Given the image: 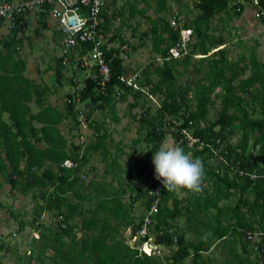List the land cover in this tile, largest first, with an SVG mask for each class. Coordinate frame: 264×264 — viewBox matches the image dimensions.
I'll use <instances>...</instances> for the list:
<instances>
[{
    "label": "crops",
    "instance_id": "0c3cea01",
    "mask_svg": "<svg viewBox=\"0 0 264 264\" xmlns=\"http://www.w3.org/2000/svg\"><path fill=\"white\" fill-rule=\"evenodd\" d=\"M7 1L18 2L20 0ZM197 2L198 0H167V6L164 7V0H123L121 3L120 0H107V4L104 7L106 15L103 14L102 23L105 20L107 22L101 28L107 39V49L114 48L120 51L121 45L126 43L132 45V55L129 59L123 60L125 67L123 74H131L141 69L139 71L141 72L139 80L141 91L150 93L149 91L153 87L155 88L158 82H161V78L166 77V74L163 73L171 72L176 83L174 87L176 92L179 94L188 93L189 98L195 104L198 103V100L204 99L200 95L206 93L209 96L210 94L212 100L207 102V116L199 120V125L201 126L217 121L220 117L222 95L225 93L222 83L230 78L229 70H226V67L222 69V67L224 68V65L227 64L232 65V63L238 67L239 75L233 85L236 86L238 97L242 100L240 106L241 110H244L243 116L247 115L248 119L239 120V122L230 126L223 133L228 137L225 147L227 145L229 148L231 147L230 153L227 151L225 155L230 167L222 163L225 169L222 172L221 164L220 172L224 175L227 171L231 177H234L237 164H235L236 160L233 151L239 155L248 156L251 161L257 162L259 167L264 166V122H262L264 121V22L254 16L251 6L245 4L242 12H238L235 7V0H230L228 6L218 12L208 23L204 24L199 31L194 25V21L201 13L200 8L196 6ZM246 8H249L250 13L244 16ZM147 9H152V13H148ZM186 11H190L194 15L185 16L184 12ZM174 17L180 18L183 27L193 29L192 39L187 46L186 53L180 58L171 57L169 50L166 57H163L161 53L153 51L152 38L149 33L157 22L166 19L171 23ZM216 18H219V21L215 23ZM235 19H240V22L244 21L242 24L246 26L241 25L239 28L233 26L231 22ZM141 20H144L146 26L140 32L141 34L132 32L135 40L131 43L126 39L127 30L133 29L132 31H137L142 27ZM258 22L262 25L257 24ZM20 28L21 30H12L6 22H0V63H2L0 66L3 67L6 59H11L14 63L23 61L25 64L24 76L31 80L34 85L49 88L43 91V89H33L31 87L28 92L30 100L23 101V104H27L31 109V113L26 118L28 119L30 115L35 116L34 119H31L33 130L31 129L25 136L32 143H35L39 150H45L46 157L41 162V168H38L39 164L37 163L27 169V157L23 156L20 161V169L25 171V173L21 172L20 175L11 173L10 165L7 168H0V195L11 200L10 203L4 204L12 215L18 217L15 216V213L17 215L21 213L22 208L17 209L18 213H14L11 207L15 206L14 201H18L22 195L24 197L30 196L34 202V210L30 215L25 210H22L23 215L19 214L18 225L11 226L10 221H7L10 230L5 232L4 229H0V264H39L37 257L39 245L47 247L45 250L47 261L44 264H52V259L57 260V263L59 262L60 264H72L74 261H68L63 256L66 250L69 249L70 236L59 237L57 234L58 225H56L58 224L57 221L60 220L62 223L61 227L66 226L63 214L67 213V209L64 208L60 212V210L49 206L39 219L37 217V209L40 205L46 206L48 199L47 193L44 197V195H39V191H49V198L54 192L53 185L50 184L46 188L40 186L39 182L50 183L48 178H55L56 173L58 174L60 171L59 164L62 154H70L76 142H78L82 125L81 123H76L75 119L67 111V99L74 91L71 78L77 77L78 80H83L88 74V69L84 65L73 61V66L71 63L64 64L65 66H63L60 74L62 76L58 79L57 73L60 71V59L63 57V49L60 54H57L61 46V35L50 10L29 11L25 15V22ZM173 28L179 30V37L170 48L176 45L180 38V28L174 26ZM247 30L255 31V34H250L252 36L248 34L249 39H245L242 36V33L247 34ZM163 36L167 37V34ZM46 43L47 48L45 47ZM203 46L207 48V54H204L205 52L201 50ZM142 47H150V53L146 59L140 54ZM165 47L166 43H162L161 48ZM82 52L79 49L71 54L77 57ZM166 63L170 64L171 69H167ZM149 65L150 67L147 69ZM212 65H217L220 68V73L224 74L225 78L221 80V84L211 91L213 75L216 74L212 70ZM162 67L164 70H161ZM242 67H244V71H242ZM1 73L6 75L5 67L1 69ZM45 75L48 76L49 80L46 81L44 79ZM247 79L258 80L246 90ZM1 83L0 89L4 95L5 84L3 80ZM14 85L13 98H9L8 102L10 104L13 103V105H19L20 101L18 100L16 103L15 100V97L19 96L18 92H16L18 84L14 83ZM117 90H121L123 93L122 88H117ZM197 94H199V97ZM140 95L141 97H137L138 101L136 94L131 90L123 99L116 98L110 104L94 108L93 114L95 115L96 126L101 132H97L90 126L87 129V133L90 131L88 133L89 140L93 139L92 141L96 143H94L96 149L90 152L89 162L82 170L84 174L81 173L84 181L82 191L85 197L84 199L83 197L77 198L76 196L78 195L75 194V191L74 196L76 198H74L70 190H66V193H63L62 196L64 198H74L73 204L77 206V211L70 220L73 226L70 234L76 235L77 241L80 243L77 251L81 255L82 260H85L78 261V264H86L88 261L87 258L83 257L87 252L89 253L86 247L92 249V247L87 245V239L97 235L98 237L103 236L101 227L103 226L102 223L105 222L106 213H91V209L97 208L98 202L107 196L98 195L95 186L101 189L98 191L104 192L106 189V191H111L112 193L119 188L121 189L122 184L126 185L127 181H131L132 185L145 192L153 182L151 176H138L136 180L133 173L135 162L142 160L150 149L145 141L139 140L141 128L138 118L147 107H150L152 112H155L157 109L154 106L157 104V98L163 97L162 94H158V96L150 94L156 99V102H154L153 98L150 99V95L148 97L144 93ZM111 103L114 104L112 105ZM44 106H49L47 108L49 112L45 111L44 117L39 118L38 115ZM126 107L129 109L128 115L131 117L132 124L134 123L136 126L137 135H134V132L131 131L129 120L123 124L125 119L122 115ZM0 110L3 112L0 121L11 124L16 132L15 134H17V125L11 122L9 112L4 111L2 100H0ZM86 118L89 120L88 116ZM224 121H226L225 117L221 119V122L224 123ZM246 126H250V128L245 130ZM219 128L217 127L216 129ZM128 134L131 135L129 138L131 142L125 139V136L128 138ZM169 135L173 138V145H179L174 137L171 134ZM19 136L20 138L23 137L22 134H19ZM37 138L40 141L36 142ZM166 138L163 143H165ZM247 139L248 141L246 142ZM128 143H131V145L129 146ZM138 143L145 145V153H140L137 150L135 145ZM129 147L132 149H129ZM197 147L202 149L201 145ZM133 153L136 155L132 156ZM2 156L3 164H5L6 156L5 154ZM132 159L135 160L130 164ZM207 163L215 168L217 172L219 164L213 163L211 154L208 156ZM0 167H3V165ZM44 172L47 175L45 178L42 177ZM130 173L134 175L133 179L129 176ZM82 175H85V177ZM33 176L39 182L36 183ZM11 178L16 179V185L10 180ZM142 180L146 181L147 185L145 187L137 183ZM148 181H150V185ZM237 182H240L239 187L227 188L226 183H222L219 179L212 177L211 172L206 175L201 192L191 193L184 190L176 193L178 208L182 212L178 213L172 219V222L179 235L184 236L187 243L208 239L215 226L211 216H217L220 210H227L228 215L224 218L223 223L229 225L231 229L223 236L214 238L209 246L205 244L202 247L200 250V264H236L235 258H243L242 262L245 264H258V262L262 261L261 234L259 233L253 239L246 240L245 234L247 232H245V228L253 230L252 227H254L256 231H261L264 228L261 211L263 208L249 211L248 205H244L242 202H244L245 198L248 201L250 199L253 200L254 194L241 196L243 182L241 180ZM30 185L31 189H28ZM77 191L81 193L80 190ZM126 197L124 201L127 200ZM1 200L0 198V205H4ZM141 203L143 204V202ZM170 204H172L171 201ZM14 208L17 207L15 206ZM134 210L135 208L131 212V218H126L124 221L131 220L134 222L135 217V224H137L145 216L148 208H146V212L140 219H137ZM124 215L125 212L120 214L118 219L111 220V222L114 225V233H119L120 236H118L126 244L130 241L128 229H133L134 224L123 225L118 231V225ZM37 219L41 220L42 224L37 232L32 234L30 230ZM182 219L186 222L184 229L180 224ZM249 225H252L251 228H249ZM44 227L49 230H45ZM14 232L17 233L16 236H13ZM188 233H190V237L187 236ZM83 236L87 238L84 245H82ZM108 246L110 247L111 245L108 244ZM171 250L174 251L172 247L163 248V254L159 256V259L167 262L166 258L171 255ZM190 252H193L192 248ZM191 255L186 258V263L184 262V264L190 262ZM139 256L144 258L145 255L140 254ZM139 264L144 263L141 261Z\"/></svg>",
    "mask_w": 264,
    "mask_h": 264
},
{
    "label": "trees",
    "instance_id": "16d2710c",
    "mask_svg": "<svg viewBox=\"0 0 264 264\" xmlns=\"http://www.w3.org/2000/svg\"><path fill=\"white\" fill-rule=\"evenodd\" d=\"M229 2L230 0H198L196 6L200 8L201 13L194 21V25H196V27L200 31L203 25L208 23L218 12L227 7ZM166 6L167 0H164V7ZM50 7L51 5H49V9L47 8L45 10L49 11ZM104 9L102 12V17L103 14L106 15ZM106 22L107 20L103 21V23H101V26L104 25V23ZM262 22H264V20H262ZM171 26L172 25L168 20L163 19L162 21L157 22L149 33L152 38L153 51L156 53H161L163 57H166L170 46L173 45L179 37V30L174 29L173 26ZM17 30H21V28H17ZM164 34H167V37H164ZM199 35L201 36V34ZM12 41L14 42V40ZM162 43H166L165 48H161ZM204 47L205 46L201 47V50L205 52L204 54H207V48ZM79 49L83 51L82 53L89 54L92 50V44L82 43L78 47V50ZM104 49L109 58L112 57L114 53H119V50L114 48L107 49V47L104 46ZM70 60L71 62L76 61L75 57L72 54H70ZM110 64L112 68V78L107 85V91L105 94H102L97 89V83L92 77H85L83 80H79L80 82L85 84L81 93L77 90H74L68 96L67 111L75 119V122L78 124L80 123L79 117L81 114L88 116L89 126L93 127L97 132L100 133L101 130L97 128L95 115L93 114V111L96 109V106L102 107L104 105H107L108 103L110 104V102L115 101L116 98L123 99L131 90L134 91V93L136 94V98L138 96L141 97L140 94L143 93L147 94L146 97H148V94H154L157 96L158 94H162L163 98H158L157 100H160L159 102L155 101L159 106L157 110L155 112H152L151 108L147 107L139 115L140 117L138 118L141 128V137L139 138V140L145 141L150 147V149L147 151V154L142 159V164L138 165V172L142 173L141 171L148 167L151 174L155 175L154 164L152 162L154 152L159 149L161 144L164 142V139L169 134L174 137L176 143L179 142L181 134L173 131V127L176 124L175 121H182V126H188V128L199 138L200 142L195 143L191 146L187 143V141L184 140L179 145L184 147L186 152H191L194 158H199L202 160V162L204 163L203 166L205 170V178L207 174L212 172V177L219 179V181L222 183H226L227 188L239 187L240 182L237 181L241 180L243 182V186L241 188V196H244L246 194H254L253 200L250 199L248 201L247 198H245L244 202L242 203L244 205H248L249 211H252L253 209L256 211L258 210V208H263L261 211L263 219L262 222H264V176L258 179H251L248 175L240 174L241 170L262 174L264 173V166L259 167L258 163H254L253 161H251L248 156H244V154L239 155L233 150L232 151L235 155L236 160L235 164H237V170L236 172H234V177H231L227 171L224 173V175H222L220 172L217 173L215 168L211 167L207 163L208 156L211 154L210 148L207 146V144H209L210 146H223L225 150L223 151V154L226 155L227 151L230 153L231 147L229 148L228 145L225 147V144H227L228 142V137L223 133H225L230 126L239 122V120L243 118L248 119L247 115L243 116L244 110H241L240 106L242 100H240V98L238 97L236 86L233 85L239 75L238 67L235 66V64L233 63L232 65H224V68L222 67V69H225L226 67V70H229L230 78L222 83L225 89V93L222 95V108L220 109V117L217 121H213L210 124L201 126L199 125V120L200 118H203L208 114L206 106L207 102H211L212 100L210 94L209 96L206 95V93L200 95V97H204V99L198 100V103L195 104V102L189 98L188 93L185 92L179 94L178 92H176L174 88L175 84L173 80V74L171 72L163 73L166 74V77L161 78V82H158L155 88L153 87L149 91L150 93H146L143 92V90H140L142 89L141 86L138 89H133L122 84L120 77L125 72V67L122 58L117 55L113 57L112 62ZM0 65H2V63H0ZM165 65H167V69H171L169 63H166ZM63 66L65 65L63 63V58H61L60 71L57 73L58 79L62 76L60 74L62 72ZM3 67H5L6 75H2L1 73V69ZM3 67L0 66V86L3 80L5 84V90L3 95L0 89V100L3 101L4 111L9 112L11 122H14L17 125L16 128L18 133L15 134L16 132L14 131L13 126L11 124L2 123L0 121V166L3 165V167L0 168H7V166L10 165V169L12 170L11 173L20 175L21 172L25 173V171L20 169V161L23 156L27 157V169L37 163L39 164L38 168H41V162H43L46 157L45 150H39L36 147L35 143H32L30 139L25 136V134L27 132H30L31 129L33 130V127H31V119H34L35 116L30 115L28 119L26 118L31 113V109L27 104H23V101L30 100V97L28 95L29 88L32 87L33 89H43V91L48 90L49 88L34 85L31 80L24 76L25 64L23 61H17L14 63L11 59H6L3 63ZM149 67L150 65L147 67V69H149ZM212 68L213 72H216V74L213 75L211 91L217 85L221 84V80L225 78L224 74L220 73V68L217 65H212ZM161 70H164L163 67ZM242 71H244V67H242ZM74 79L75 77L71 78V83H73L75 88L77 83L74 81ZM257 80L258 79H247L246 90L253 86L255 81ZM14 83L16 85L18 84V90H16V92H18L19 96H16L15 100L16 103L18 102V100L20 101L19 105H13V103L10 104L8 102L9 98H13V87H15ZM117 88H122L123 93L121 90H117ZM120 91L121 94L119 97H117V93ZM197 95L199 97V94ZM100 101L102 102L99 103ZM111 104L113 105L114 103ZM48 107L44 106V108L38 115L39 118L44 117L43 115L45 111L49 112L47 109ZM2 113L3 112L0 110V119H2ZM223 117H225L226 119L224 123L221 122V119ZM217 127L220 128L216 129ZM249 128L250 126H246L245 130H248ZM19 134H22L23 137L20 138ZM92 140L93 139L87 141V145L85 148H83L82 144L76 142L73 151L70 154H62L59 164L60 171L58 174L56 173V175L54 176L55 178H48V180L50 179V183H41L39 182V180L36 181L37 178L35 180V176H33L35 182H39L40 186L47 188L51 184L54 188V192L52 193L50 198L49 191H39V195L41 194L45 197V194L47 193L48 196L46 203L47 207L45 205H40L37 209V217L39 219L41 218L42 213L46 210V208L48 209L49 206L60 210V212H62L61 210H64V208L67 209V213H64L65 215L61 213L65 218L66 226L61 227L62 223L60 220L57 221L58 224L56 225H58L57 234L59 237L63 238L64 235L70 236L69 249H65L66 252L63 254V256L68 261H74L72 264H78V261H85L82 260L81 255L77 251V247L80 243L77 241L76 235L70 234L71 229H73L70 220L72 215L75 214L77 211V206L73 204L74 198L83 197L84 199L85 197L83 196L84 193L82 191L84 181L81 177V173L84 174L82 170L89 162L90 152L96 149V143ZM38 141H40L39 138L36 139V142ZM247 141L248 139L246 140V142ZM202 142V149H199L197 146H200ZM81 151H83L82 154ZM3 154H5L6 156L5 164H3ZM66 160H71L75 164L71 167L66 166L64 165ZM46 176L47 175L45 174V172L42 173L43 178H45ZM129 176L132 177V179L134 177V175H132L131 173L129 174ZM154 179L155 178H153V180ZM10 180L13 182L14 185H16V179L11 178ZM156 183L157 179L152 182L151 186L145 192H142L139 188L132 185L131 181H127L126 185L122 184L121 189L119 188L113 191L112 193L111 191H106V189L104 192L98 191L101 189H98L95 186V190L97 191L98 195H105L107 197L99 201L97 208H95L94 210L91 209V213H106V217L104 220L105 222L102 223L103 226L101 227L103 229L102 237H98L97 235L95 237H89V239H87L83 236L82 245L85 244V241L87 239V245L89 247H92V249H88L86 247V250H89V253L87 252L86 255H83V257L88 259L86 264H139L141 261L144 264H184L186 258H188L191 254L192 257L188 264H200V250L202 249V247L205 244L209 246L210 242L214 238H219L223 236L228 230L231 229L229 225H225L223 223L224 218H226L228 215L227 210H220L217 216H211V219H213V221L215 222V226L212 229V233L209 238L202 239L201 241L187 243L185 237L179 235L172 222V219L178 213L182 212L178 208L177 195L175 192H167V190L164 189L163 194L161 196V202L159 204V212L154 217L151 231L157 234V243L163 244L167 247H172L174 251L171 250V255H169V257L167 256V262L161 261L158 255H156L155 257L147 255H145L144 258L140 257V252L138 249L129 246L127 243L125 244L123 242V239L119 237V233H114V225L111 220L113 221L115 219H118L120 214H123L125 212L122 221L118 225V231H120L121 227L126 224H134L133 230L139 228L141 226L142 219L137 224H135V217L134 222L131 220L124 221V219L131 218V212L138 202H143L145 208H150L151 202L155 197L149 195V189ZM28 189H31V185ZM66 190L72 191V195L74 198L62 197L63 193H66ZM77 190H80L81 193H79ZM74 192L78 196L75 197ZM125 197L127 198L126 201H124ZM170 201L172 202V204H170ZM249 226V228H251L252 225ZM40 227L41 225L38 226L37 229H39ZM252 228L253 230L245 228V232H247L245 234V238L246 240L249 239L248 232L253 231L261 234L260 246L263 252H261L263 260L264 228L261 231H256L254 227ZM44 229L49 230L45 227ZM171 229L172 232H170ZM160 230H163L164 233L160 234ZM175 238H178L177 243L174 242ZM108 244H110L111 246L109 247ZM46 248L47 247L45 245L38 246L37 257L39 264H44L47 261V257L45 256ZM191 248L193 252H190ZM234 260L237 261L236 264H245L242 262L243 258H235ZM51 262L52 264H60L59 262L57 263V260L55 261L53 259ZM258 264L263 263L261 261L258 262Z\"/></svg>",
    "mask_w": 264,
    "mask_h": 264
},
{
    "label": "built area",
    "instance_id": "2783aa9c",
    "mask_svg": "<svg viewBox=\"0 0 264 264\" xmlns=\"http://www.w3.org/2000/svg\"><path fill=\"white\" fill-rule=\"evenodd\" d=\"M106 4L107 0H20L18 2L0 0V21L6 22L9 25V28L14 30L20 28L24 24L25 15L29 11L49 9V5H51L50 12L56 20L57 28L61 35L60 41L63 49V63L68 64L71 61L70 54L78 50V47L82 43H91V52L84 55L80 53L75 57V60L77 63L84 65L88 69L86 77H92L97 83V89L102 94H105L107 91V85L112 78V68L110 63L112 62L113 57L118 55L123 60H127L133 53L132 45L126 43L120 46L119 53H114L110 58L107 56L104 49V46L107 44V39L101 28L102 12ZM245 4L252 7L254 16L257 19L264 20V0H235L236 10L241 12L245 7ZM171 24L176 28H180V38L176 45L170 48V55L174 58H180L186 53L187 46L192 39L193 29L183 27L182 21L179 17H174L171 20ZM140 76L141 72L136 71L131 74H123L120 79L124 86L138 89L140 88ZM74 81L77 83L74 90L81 93L85 84L80 82L77 77H75ZM120 94L121 91L117 93V97H119ZM101 102L102 101L99 103ZM79 119L82 128H80L79 131L78 143L82 144L83 148H85L87 141L89 140V134L87 133L89 121L83 114L80 115ZM175 122L176 124L173 127V131L181 134L180 140L177 144L182 143L184 140L190 145L200 142L199 138L188 128V126H182V121ZM200 145L203 146V142ZM207 146L210 148L213 163L219 164L217 172H221L222 163L225 166L230 167L229 161L226 159L225 154H223V151H225L223 146H210L209 144H207ZM82 153L83 151H81V154ZM74 164L75 163L71 160H66L64 163V165L70 167ZM223 164L222 172L225 169ZM142 174H144V177L151 176L152 180L155 178V175L151 174L148 167L142 171ZM240 174L248 175L251 179H258L264 176V173L259 174L257 172H247L243 170L240 171ZM82 176L85 177V175ZM163 191L164 188L161 182L157 180V183L149 189V195L154 196L155 198L152 200L150 208L143 217L141 226L134 230L131 228L128 229L130 240L128 244L131 247L138 249L140 254L160 256L162 255L163 248L167 247L163 244L157 243V234L151 231L154 217L159 212V204L161 202ZM41 223V220L34 223L33 228L31 229L33 234L37 232V227L40 226ZM170 232H172V229ZM159 233L163 234L164 231L160 230ZM257 234L258 233H249L248 237L253 239ZM16 235L17 233L14 232L13 236ZM177 241L178 238H175L174 242ZM262 263L264 264V257Z\"/></svg>",
    "mask_w": 264,
    "mask_h": 264
},
{
    "label": "clouds",
    "instance_id": "9594fccd",
    "mask_svg": "<svg viewBox=\"0 0 264 264\" xmlns=\"http://www.w3.org/2000/svg\"><path fill=\"white\" fill-rule=\"evenodd\" d=\"M152 162L154 164L155 179L161 182L167 192L179 193L186 190L191 193H199L203 190L205 180L203 162L199 158H194L191 152H186L184 147L170 145L166 142L162 143L159 149L154 152Z\"/></svg>",
    "mask_w": 264,
    "mask_h": 264
},
{
    "label": "rangeland",
    "instance_id": "374dc122",
    "mask_svg": "<svg viewBox=\"0 0 264 264\" xmlns=\"http://www.w3.org/2000/svg\"><path fill=\"white\" fill-rule=\"evenodd\" d=\"M123 0H120V3L122 2ZM142 5H144V4H142ZM176 5H177V3H176ZM189 7H191V5H189ZM249 8H246V10H245V12H244V16H247L248 15V13H250V11L248 10ZM147 11H148V13L150 12V13H152V9L150 10H148L147 9ZM184 15L185 16H191V15H194L193 13H190V11H186V12H184ZM217 21H219V18H216L215 19V23L217 22ZM141 22H142V27H140L137 31L136 30H134V31H132L133 29H129V30H127V38L126 39H128V41L129 42H131L132 43V41H134L135 40V37L134 36H132V32H134V33H140L142 30H143V28L146 26V23L144 22V20H141ZM244 21H241L240 22V19H235V20H232V22H231V24L233 25V26H235V27H240L241 25H245V24H242ZM219 23V22H218ZM257 24H261V23H257ZM262 25V24H261ZM134 26V25H133ZM246 26V25H245ZM264 27V26H263ZM241 31V30H240ZM249 31V32H248ZM33 33V32H32ZM255 34V31H253V30H247V34H244V33H242V36L245 38V39H249V37H248V34L250 35V34ZM141 34V33H140ZM139 34V35H140ZM250 36H252V35H250ZM258 36V35H257ZM263 38H264V36H263ZM137 42H139L138 40H137ZM45 47L47 48V43L45 44ZM145 47H142V49H141V51H140V54L142 55V57L144 58V59H146L147 58V56H148V54L150 53V50H149V48L150 47H146L145 49H144ZM46 52H47V50H46ZM62 52V48H61V46H60V49H58V51H57V54H60ZM69 63H71V65L73 66L74 64L70 61ZM141 70V69H140ZM139 70V71H140ZM44 79L47 81V80H49V78H48V76L47 75H45L44 76ZM174 84H176L175 82H174ZM148 96H149V94H148ZM153 97L152 96H150V99H152ZM158 99V98H157ZM149 100V99H148ZM152 100H154V102H155V100L156 99H152ZM160 100H158V102H159ZM155 109H157L156 107H159L158 106V104H156L155 106ZM128 111H129V109H127V107L123 110V115H122V117L125 119L124 120V122H123V124H125V123H127L128 122V120L130 121V123H131V131H133L134 132V135L136 134L137 135V131H136V126L134 125V123L132 124V122H131V117L128 115ZM135 111H137V110H135ZM141 113V112H140ZM88 133H90V131H88ZM130 134H128V138L125 136V139L126 140H128L129 142H131L130 141ZM166 143H168V144H170V145H173V138L170 136V135H168L167 136V138H166V141H165ZM174 143H175V141H174ZM128 145L130 146L131 145V143H128ZM175 145V144H174ZM136 147H137V150H139V152L140 153H145L146 152V147H145V145H143V144H140V143H138V144H136L135 145ZM129 149H132L131 147H129ZM134 155H136V154H132V156H134ZM134 160L135 159H132L131 160V162H130V164H132L133 162H134ZM141 162H143L141 159L136 163L135 162V164H134V170H133V173H134V175H135V178H136V180L138 179V176H140V177H144V174H142V173H138V165H140L141 164ZM138 164V165H137ZM138 184H141V185H143L144 187L147 185L146 184V181L145 180H142V181H140V182H137ZM148 183H149V185H150V181H148ZM180 195H182V193H180ZM0 198L2 199L1 201V203H5V204H8V202L10 203L11 202V200L10 199H8V198H4V196L3 195H0ZM128 198V197H127ZM14 203H15V206L17 207V208H14V207H11V209H12V211H14V213L15 212H17V209H20V208H22V210H25L27 213H29V215L33 212V204H34V202H33V200H32V198L30 197V196H26V197H24L23 195L19 198V200L18 201H14ZM0 205V229H4L5 230V232H7V231H9L10 230V228H8V224H7V221H10L9 223H10V225L11 226H13V225H18V221L20 220V217H19V214H22L23 215V213H22V210H21V213H18V215L15 213V216H18V217H14L13 215H12V213L9 211V209H8V207H6V205ZM18 211H20V210H18ZM134 212H135V216L137 217V219H140L142 216H143V214L146 212V208H145V206L141 203V202H138L137 204H136V206H135V210H134ZM28 215V216H29ZM47 215V214H46ZM181 222L182 223H180L182 226H183V229H184V227H185V225H186V222H184V219H182L181 220ZM31 228H33V227H31ZM31 231V230H30ZM32 234H33V232H31ZM187 236L188 237H190V233H188L187 234ZM131 244V243H130Z\"/></svg>",
    "mask_w": 264,
    "mask_h": 264
}]
</instances>
